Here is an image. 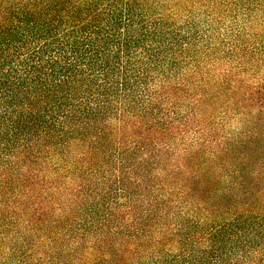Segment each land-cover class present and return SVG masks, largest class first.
<instances>
[{
    "label": "trees",
    "instance_id": "obj_1",
    "mask_svg": "<svg viewBox=\"0 0 264 264\" xmlns=\"http://www.w3.org/2000/svg\"><path fill=\"white\" fill-rule=\"evenodd\" d=\"M0 264H264V0H0Z\"/></svg>",
    "mask_w": 264,
    "mask_h": 264
}]
</instances>
